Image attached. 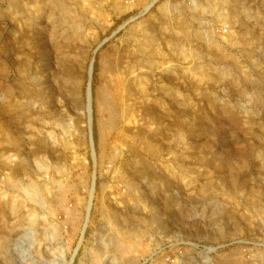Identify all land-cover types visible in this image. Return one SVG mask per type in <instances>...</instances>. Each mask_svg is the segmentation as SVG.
<instances>
[{"label": "rangeland", "instance_id": "rangeland-1", "mask_svg": "<svg viewBox=\"0 0 264 264\" xmlns=\"http://www.w3.org/2000/svg\"><path fill=\"white\" fill-rule=\"evenodd\" d=\"M0 264H264V0H0Z\"/></svg>", "mask_w": 264, "mask_h": 264}]
</instances>
